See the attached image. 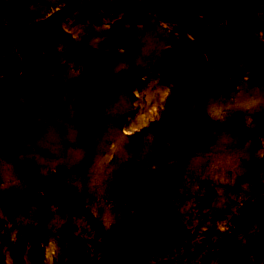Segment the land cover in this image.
Masks as SVG:
<instances>
[{
	"label": "rangeland",
	"instance_id": "rangeland-1",
	"mask_svg": "<svg viewBox=\"0 0 264 264\" xmlns=\"http://www.w3.org/2000/svg\"><path fill=\"white\" fill-rule=\"evenodd\" d=\"M197 38L200 59L186 48ZM74 43L115 53L103 84ZM200 111L222 127L190 148ZM2 118L0 195L24 200L0 201V264H131L135 252L145 264H264V0H0ZM171 163L174 225L138 240L136 184ZM64 187L88 216L57 204Z\"/></svg>",
	"mask_w": 264,
	"mask_h": 264
},
{
	"label": "water",
	"instance_id": "water-1",
	"mask_svg": "<svg viewBox=\"0 0 264 264\" xmlns=\"http://www.w3.org/2000/svg\"><path fill=\"white\" fill-rule=\"evenodd\" d=\"M205 43L203 38L193 39L186 44V48L192 57L200 59L204 55L203 47ZM73 52L87 64L86 76L91 84L101 85L106 81L114 60V52L99 51L82 43H74ZM215 71L217 75H220L222 65H217ZM8 123L9 120L7 118H2L0 127L5 129ZM221 126V123L212 120L205 111H200L195 123L197 131L193 134V137L196 138L197 133L201 130H213ZM229 126L238 133L249 131L245 122L239 117L233 118L229 122ZM198 145L199 143L194 141L190 143L189 147L194 148ZM180 179V169L176 164H170L168 167L154 171L140 179L133 196L136 207L143 210L136 227V238L138 240L144 238L151 223H158L164 228H169L173 225L174 209L171 205V199L176 194ZM213 195V190L209 188L206 196L200 198V202L207 206ZM23 198L24 194L16 190H6L0 195L2 204L9 207H20ZM34 198L45 200L46 197L36 193ZM54 198L63 209L71 213L84 216L89 214V210L80 197L70 188L60 189ZM257 210L264 212V196L258 204ZM190 232L183 225L173 227V233L179 238H186ZM130 263L145 264V257L142 253L135 252L130 257Z\"/></svg>",
	"mask_w": 264,
	"mask_h": 264
},
{
	"label": "bare ground",
	"instance_id": "bare-ground-1",
	"mask_svg": "<svg viewBox=\"0 0 264 264\" xmlns=\"http://www.w3.org/2000/svg\"><path fill=\"white\" fill-rule=\"evenodd\" d=\"M164 93V90L162 91V92H160V98H159V103L160 104H162L163 103V101H164V97L165 96H163L162 94ZM257 99V98H256ZM157 101V100H156ZM241 101L242 102H246L247 104L248 103H251V100H250V97H248L247 95L245 96V95H243V97L241 98ZM118 103V102H117ZM119 105V104H118ZM114 106H115V104H114ZM120 106V105H119ZM124 106H126V105H124V103H123V105L121 106V107H124ZM127 107V106H126ZM119 109V108H118ZM121 109V108H120ZM151 113H154L153 111H151ZM149 115H151V114H149ZM142 117H140V119L138 120L137 119V121L139 122L140 121V123L144 120V119H141ZM226 157V158H225ZM229 157H227L226 155L225 156H223L222 157V159H221V162L222 163H226V162H228V161H226V160H229L228 159ZM233 160V159H232ZM229 163V162H228ZM216 166H218V168L220 167V165H219V163H218V161L216 162ZM233 167V166H232Z\"/></svg>",
	"mask_w": 264,
	"mask_h": 264
},
{
	"label": "flooded vegetation",
	"instance_id": "flooded-vegetation-1",
	"mask_svg": "<svg viewBox=\"0 0 264 264\" xmlns=\"http://www.w3.org/2000/svg\"><path fill=\"white\" fill-rule=\"evenodd\" d=\"M1 120V119H0ZM1 128V127H0ZM196 131H194V133H195ZM204 133H201V132H199V133H197V137L195 138V142H197V143H199L200 144V142H201V140H200V138H203L204 137Z\"/></svg>",
	"mask_w": 264,
	"mask_h": 264
}]
</instances>
